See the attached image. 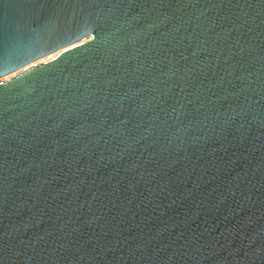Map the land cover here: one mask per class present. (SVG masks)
Segmentation results:
<instances>
[{"label": "water", "instance_id": "water-1", "mask_svg": "<svg viewBox=\"0 0 264 264\" xmlns=\"http://www.w3.org/2000/svg\"><path fill=\"white\" fill-rule=\"evenodd\" d=\"M0 264H264V0H0Z\"/></svg>", "mask_w": 264, "mask_h": 264}]
</instances>
